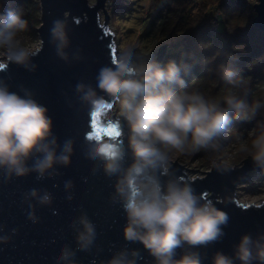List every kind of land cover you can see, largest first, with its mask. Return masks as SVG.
Masks as SVG:
<instances>
[{"label": "clouds", "instance_id": "clouds-1", "mask_svg": "<svg viewBox=\"0 0 264 264\" xmlns=\"http://www.w3.org/2000/svg\"><path fill=\"white\" fill-rule=\"evenodd\" d=\"M27 28L28 22L19 11L0 13V71L9 65L27 72L36 70L33 59L40 48L25 44L22 34ZM68 33L65 18L53 20L49 43L65 64L70 62ZM80 59L78 50L72 53V61ZM190 71L188 64L141 58L129 48L98 70L95 88L77 83L79 102L95 119V128L85 137V158L98 164L106 177L115 178L110 200L124 213L122 238L138 243L153 264H204L205 260L208 264H264V232L242 234L230 255L223 251L213 252L210 258L202 254L200 249L223 239L229 216L169 171L173 154L216 147L233 120L253 121L264 110V100L247 101L244 77L234 67H221L224 94L219 98L187 91L184 76ZM113 105L118 119H102ZM73 151L72 139L58 142L48 109L30 90L21 86L18 92L11 91L0 79V179L4 183L33 174L38 181L53 179L59 168L70 166ZM240 151L255 167L264 169V126L252 133L250 142L240 143ZM96 170L94 167L93 173ZM217 170L221 174L230 171ZM72 187L71 180L65 181L66 192ZM24 199L41 207L53 203L47 190L30 189ZM66 199L70 201L72 196ZM28 207L27 219L38 223L35 205L29 202ZM68 226L74 233L75 248L63 245L53 264H76L77 252L90 253L95 247L96 226L86 213ZM15 232L13 229L12 234ZM10 241V235H0V245ZM140 258V250L122 248L106 264H138Z\"/></svg>", "mask_w": 264, "mask_h": 264}, {"label": "water", "instance_id": "water-1", "mask_svg": "<svg viewBox=\"0 0 264 264\" xmlns=\"http://www.w3.org/2000/svg\"><path fill=\"white\" fill-rule=\"evenodd\" d=\"M104 3L105 0H94L92 4L88 0H38L39 24L34 31L40 51L33 59L36 70L27 72L9 65L6 70L0 71V79L8 83L11 91L18 92L22 86L48 109L59 143L66 139L74 142L70 166L59 168V175L55 178L38 181L33 174L8 183L0 179V227L4 229L0 235L11 236L10 243L0 245V264H53V257L63 245L75 248L74 233L68 225L82 212L95 224L97 237L92 252L76 253V264H106L109 257L122 248L140 250L138 264H153L152 258L138 243L122 238L124 213L119 205L110 200L115 178L106 177L99 165L84 155L85 137L92 130V118L80 104L75 86L83 82L95 88L98 70L116 59L114 34L108 28L109 15ZM252 10V25L264 33V0H256ZM61 18H65L69 26L68 64L56 56L54 47L49 43L52 22ZM77 50L81 59L72 61L71 55ZM165 51L166 44L159 46L155 60L160 62ZM102 119L115 121L118 114L113 113L110 107ZM183 165L176 160L171 162L170 175L190 183L197 194L205 195L229 216L223 239L200 249L202 254L209 258L215 251L230 255L232 246L242 234L264 232V200L242 203L236 199L237 185L246 181L249 172L260 174L264 169L255 167L248 156L239 166H231L218 159L203 172V176L190 178L186 172L191 169ZM94 167L97 168L95 173ZM218 168H229L230 171L221 174ZM168 178L162 177L163 180ZM68 180L72 181L73 187L66 192L64 183ZM30 189L50 192L52 205L41 207L34 200L26 201L24 196ZM69 194L72 196L70 201L66 199ZM29 202L35 205L38 223L33 224L27 219ZM13 229L16 230L14 235ZM204 264H208V260Z\"/></svg>", "mask_w": 264, "mask_h": 264}, {"label": "trees", "instance_id": "trees-1", "mask_svg": "<svg viewBox=\"0 0 264 264\" xmlns=\"http://www.w3.org/2000/svg\"><path fill=\"white\" fill-rule=\"evenodd\" d=\"M119 2L120 6L122 2ZM163 12L170 11L171 2L184 0H155ZM5 8L18 10L27 20L28 28L24 33L31 39H36L34 28L39 24L38 0H0ZM197 14L188 22L181 24L182 14L167 13L161 21V30L170 35L174 41L171 51H165L161 63L174 60L178 64L191 66L189 74L184 76L186 90L200 91L206 98H219L224 94V81L221 79V67H234L244 77L243 93L249 103L264 100V33L252 25L254 16L253 2L249 0H200ZM221 16V21L214 22L215 12ZM117 11L112 10V14ZM160 9L155 13L148 30L160 18ZM185 22V21H184ZM235 57L229 60L228 57ZM251 126L258 132L264 126V110L251 122L233 120L227 127L231 128L228 135L218 139L216 147L202 149L198 152L205 162L217 156L220 148L232 135L233 129Z\"/></svg>", "mask_w": 264, "mask_h": 264}, {"label": "rangeland", "instance_id": "rangeland-1", "mask_svg": "<svg viewBox=\"0 0 264 264\" xmlns=\"http://www.w3.org/2000/svg\"><path fill=\"white\" fill-rule=\"evenodd\" d=\"M90 4L94 0H88ZM121 0H105L104 6L108 12V28L114 34L115 56L121 54L122 51L129 48L134 49L138 57H150L155 60L156 52L159 46L166 44V51H171L170 45L174 43L173 38L161 30V21L167 13L168 17L173 14H182L186 19L181 18V24H184L193 18L200 6V0H184L183 3L175 1L170 4V11L163 12L162 8L156 5L155 0H125L123 6L119 5ZM256 2V0H249ZM160 9V18L156 19L151 30H148L149 24L152 21L157 10ZM162 9V10H161ZM8 10L18 11L16 9L5 8L0 2V13H5ZM112 10H116L112 14ZM191 17V18H190ZM102 20V13H100ZM185 21V22H184ZM221 21V16L216 11L214 14V22ZM22 39L28 47L36 48L39 45L38 37L31 39L29 36L22 34ZM112 112L118 114L115 105L112 106ZM225 134L228 135L231 128H227ZM254 130L251 126H244L241 129H233L232 135L228 137L226 142L217 149V156L208 162H205L204 157L200 152L190 154H173L170 163L176 160L188 170V177L203 176V172L208 170L213 163L218 159L225 164L234 166L241 165V161L247 157V154L240 151V143L249 141L252 138ZM237 137L241 139L238 140ZM197 169V170H196ZM236 199L242 203H259L264 200V172L257 174L256 171L249 172V177L245 182L238 184L236 188Z\"/></svg>", "mask_w": 264, "mask_h": 264}, {"label": "snow or ice", "instance_id": "snow-or-ice-1", "mask_svg": "<svg viewBox=\"0 0 264 264\" xmlns=\"http://www.w3.org/2000/svg\"><path fill=\"white\" fill-rule=\"evenodd\" d=\"M91 126H92V128H95V119L94 118H92V125Z\"/></svg>", "mask_w": 264, "mask_h": 264}]
</instances>
